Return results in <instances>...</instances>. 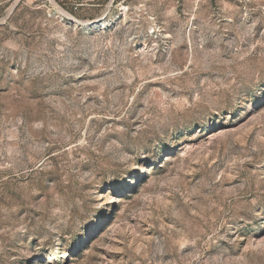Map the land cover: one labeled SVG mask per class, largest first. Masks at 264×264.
I'll return each mask as SVG.
<instances>
[{"label":"rangeland","instance_id":"obj_1","mask_svg":"<svg viewBox=\"0 0 264 264\" xmlns=\"http://www.w3.org/2000/svg\"><path fill=\"white\" fill-rule=\"evenodd\" d=\"M0 264H264V0H0Z\"/></svg>","mask_w":264,"mask_h":264},{"label":"bare ground","instance_id":"obj_2","mask_svg":"<svg viewBox=\"0 0 264 264\" xmlns=\"http://www.w3.org/2000/svg\"><path fill=\"white\" fill-rule=\"evenodd\" d=\"M94 21H95V20H94ZM100 23H101V25H105L106 22H105V21H104V22L102 21V22H100Z\"/></svg>","mask_w":264,"mask_h":264}]
</instances>
